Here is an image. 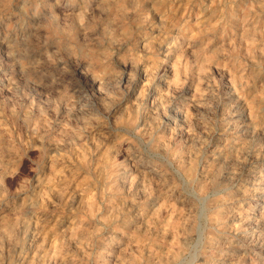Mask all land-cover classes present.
<instances>
[{"label": "rangeland", "instance_id": "374dc122", "mask_svg": "<svg viewBox=\"0 0 264 264\" xmlns=\"http://www.w3.org/2000/svg\"><path fill=\"white\" fill-rule=\"evenodd\" d=\"M0 3V264H264V0Z\"/></svg>", "mask_w": 264, "mask_h": 264}, {"label": "bare ground", "instance_id": "6f19581e", "mask_svg": "<svg viewBox=\"0 0 264 264\" xmlns=\"http://www.w3.org/2000/svg\"><path fill=\"white\" fill-rule=\"evenodd\" d=\"M6 1H7V0H6ZM54 1H55V0H54ZM80 1H81V0H80ZM114 1H115V0H114ZM140 1H141V0H140ZM146 1H147V0H146ZM102 2H103V1H102ZM116 2H117V1H116ZM122 2H124V1H122ZM193 2H194V1H193ZM7 3H8V2H7ZM80 3H81V2H80ZM114 3H115V2H114ZM138 3H140V2H138ZM0 4H1V3H0ZM103 4H104V3H103ZM111 4H112V3H111ZM123 4H124V3H123ZM132 4H134V3H132ZM132 4H131V5H132ZM99 5H101V4H99ZM105 5H106V4H105ZM109 5H110V4H109ZM120 5H121V4H120ZM134 5H135V4H134ZM138 5H139V4H138ZM140 5H141V3H140ZM156 5H157V4H156ZM191 5H192V4H191ZM106 6H107V5H106ZM5 7H6V6H5ZM107 7H108V6H107ZM136 7H137V5H136ZM3 8H4V7H3ZM92 8H95V7H92ZM97 8H98V7H97ZM100 8H101V7H100ZM103 8H105V7L103 6ZM119 8H120V7H119ZM132 8H133V7H132ZM112 9H113V8H112ZM85 10H86V8H85ZM88 10H89V9H88ZM124 10H125V9H124ZM124 10H123V11H124ZM129 10H130V9H129ZM135 10H136V9H135ZM155 10H156V9H155ZM2 11H3V10H2ZM61 11L64 12V9L61 10ZM69 11H70V10H69ZM97 11H98V10H97ZM106 11H108V10H106ZM119 11H120V10H119ZM121 11H122V10H121ZM133 11H134V10H133ZM67 12H68V11H67ZM75 12H77V11H75ZM75 12H74V13H75ZM91 12H92V10H91ZM95 12H96V11H95ZM95 12H94V13H95ZM109 12H110V11H109ZM117 12H118V11H117ZM162 12H163V11H162ZM68 13H69V12H68ZM71 13H72V12H71ZM81 13H82V12H81ZM85 13H86V11H85ZM96 13H97V12H96ZM120 13H121V12H120ZM131 13H132V12H131ZM131 13H130V15H131ZM163 13H165V12H163ZM163 13H161V14H163ZM66 14H67V13H65V15H66ZM86 14H87V13H86ZM75 15H76V14H75ZM82 15H83V14H82ZM80 16H81V15H80ZM115 16H116V15H115ZM163 16H164V15H163ZM49 17H50V16H49ZM64 17H65V16H64ZM64 17H63V18H64ZM70 17H71V16H70ZM83 17H85V16H83ZM83 17H82V18H83ZM86 17H88V15H87ZM86 17H85V18H86ZM65 18H67V17H65ZM121 18H122V17H121ZM44 19H45V17H44ZM72 19H73V18H72ZM110 19H111V18H110ZM112 19H113V18H112ZM112 19H111V20H112ZM122 19H123V18H122ZM82 20H83V19H82ZM122 21H123V20H122ZM78 22H79V21H78ZM52 23H53V22H52ZM52 23H51V24H52ZM74 23H75V21H74ZM81 23H82V22H81ZM109 23H110V22H109ZM117 23H118V22H117ZM124 23H125V22H124ZM124 23H122V24H124ZM56 24H57V23H56ZM56 24H55V25H56ZM59 24H60V23H59ZM63 24H64V23H63ZM84 24H85V23H84ZM171 24H172V23H171ZM77 25H78V24H77ZM80 25H81V24H80ZM117 26H119V25H117ZM49 27H50V26H49ZM65 27H66V26H65ZM65 27H64V28H65ZM39 28H40V27H39ZM66 28H67V27H66ZM79 28H80V27H79ZM158 28H159V25H158ZM173 28H174V27H173ZM173 28H172V29H173ZM204 28H205V27H204ZM212 28H213V27H212ZM45 29H47V28H45ZM60 29H62V28H60ZM106 29H107V28H106ZM202 29H203V28H202ZM40 30H41V29H40ZM40 30H39V31H40ZM67 30H68V29H67ZM100 30H101V29H100ZM102 30H105V29L103 28ZM108 30H109V29H108ZM154 30H156V29H154ZM167 30H168V28H167ZM58 31H59V30H58ZM62 31H63V30H62ZM82 31H83V30H82ZM151 31H152V30H151ZM54 32H55V31H54ZM64 32H66V31H64ZM86 32H87V31H86ZM104 32H105V31H104ZM163 32H164V31H163ZM67 33H68V32H67ZM102 33H103V32H102ZM106 33H107V32H106ZM191 33H192V32H191ZM65 34H66V33H65ZM65 34H64V35H65ZM85 34H86V33H85ZM159 34H160V33H159ZM189 34H190V32H189ZM29 35H30V34H29ZM33 35H34V34H33ZM67 35H68V34H67ZM142 36H143V35H142ZM25 37H26V36H25ZM158 37H159V36H158ZM23 38H24V37H23ZM57 38H58V37H57ZM60 38H61V37H60ZM60 38H59V39H60ZM68 38H69V37H68ZM144 38H145V37H144ZM146 38H147V37H146ZM163 38H164V37H163ZM188 38H189V37H188ZM24 39H25V38H24ZM31 39H32V38H31ZM154 39H155V38H154ZM165 39H166V37H165ZM189 39H191V38H189ZM195 39H196V38H195ZM21 40H22V39H21ZM152 40H153V37H152ZM157 40H159V39H157ZM22 41H23V40H22ZM27 41H28V40H27ZM23 42H24V41H23ZM57 42H58V41H57ZM142 42H143V41H142ZM192 42H193V41H192ZM16 43H17V42H16ZM155 43H156V42H155ZM4 44H5V43H4ZM24 45H25V44H24ZM159 46H160V44H159ZM165 46H166V45H165ZM169 46H170V45H169ZM190 46H191V45H190ZM64 47H65V46H64ZM166 47H167V46H166ZM212 47H213V46H212ZM219 47H220V46H219ZM68 48H69V47H68ZM150 48H151V47H150ZM152 48H153V47H152ZM152 48H151V49H152ZM156 48H157V47H156ZM159 48H160V47H159ZM161 48H162V47H161ZM167 48H168V47H167ZM177 48H178V47H177ZM180 48H181V47H180ZM168 49H169V48H168ZM184 49H185V48H184ZM216 49H217V48H216ZM64 50L66 51V49H64ZM68 50H69V49H68ZM68 50H67V51H68ZM178 50H179V49H178ZM185 50H186V49H185ZM67 51H66V52H67ZM155 51H156V50H155ZM158 51H159V50H158ZM162 51H163V50H162ZM169 51H170V50H169ZM163 53H166V52H163ZM175 53H176V52H175ZM197 53H198V52H197ZM94 54H95V53H94ZM188 54H189V53H188ZM92 55H93V54H92ZM95 55H96V54H95ZM128 55H129V54H128ZM128 55H127V56H128ZM130 55H131V54H130ZM165 55H166V54H165ZM182 55H184V54H182ZM182 55H181V56H182ZM199 55H200V54H199ZM167 56H168V55H167ZM129 57H130V56H129ZM162 57H163V56H162ZM182 57H183V56H182ZM87 58H88V57H87ZM93 58H94V57H93ZM160 58H161V57H160ZM165 58H166V56H165ZM168 58H169V57H168ZM178 58H179V57H178ZM91 59H92V57H91ZM133 59H134V58H133ZM145 59H146V58H145ZM171 59H172V58H171ZM88 60H89V59H88ZM162 60H163V59H162ZM165 60H166V59H165ZM131 61H132V60H131ZM146 61H147V60H146ZM166 61H167V60H166ZM132 62H133V61H132ZM159 62H160V61H159ZM159 62H158V63H159ZM161 62H162V61H161ZM87 63H88V62H87ZM96 63H97V62H96ZM98 64H99V63H98ZM148 64H149V63H148ZM17 65H18V64H17ZM21 65H22V64H21ZM154 65H155V64H154ZM156 65H157V64H156ZM156 65H155V66H156ZM161 65H162V64H161ZM36 66H37V65H36ZM102 66H103V65H102ZM158 66H159V65H158ZM168 66H169V65H168ZM198 66H199V65H198ZM56 67H57V66H56ZM100 67H101V66H100ZM153 67H154V66H153ZM163 67H164V66H163ZM176 67H177V66H176ZM11 68H13V66H12ZM17 68H18V67H17ZM37 68H38V66H37L35 69H37ZM83 68H84V67H83ZM165 68H166V67H165ZM14 69H15V68H14ZM39 69H40V68H39ZM51 69H52V67H51ZM176 69H177V68H176ZM32 70H33V69H32ZM152 70H153V69H152ZM163 70H164V69H163ZM168 70H169V69H168ZM24 71H25V70H24ZM37 71H38V70H37ZM61 71H62V70H61ZM84 71H85V70H84ZM156 71H157V70H156ZM161 71H162V70H161ZM161 71H159V72H161ZM169 71H171V70H169ZM169 71H168V72H169ZM14 72H15V71H14ZM22 72H23V71H22ZM30 72H31V71H30ZM63 72H64V71H63ZM87 72H88V71H87ZM166 72H167V71H166ZM175 72H177V71H175ZM82 73H83V72H82ZM166 74H167V73H166ZM2 75H3V74H2ZM21 75H22V74H21ZM163 75H164V74H163ZM168 75H169V74H168ZM170 75H171V74H170ZM0 76H1V74H0ZM3 76H4V75H3ZM6 76H7V75H6ZM58 76H59V75H58ZM62 76H63V75H62ZM155 76H156V75H155ZM19 77H20V76H19ZM23 77H24V76H23ZM63 77H64V76H63ZM63 77H62V78H63ZM65 77H66V76H65ZM92 77H93V76H92ZM95 77L97 78V75H96ZM95 77H94V78H95ZM2 79H3V78H2ZM15 79H16V78H15ZM91 79H92V78H91ZM0 80H1V79H0ZM59 80H60V77H59ZM126 80H127V79H126ZM128 80H129V79H128ZM160 80H161V78H160ZM163 80H165V79H163ZM167 80H168V79H167ZM167 80H166V81H167ZM9 81H10V80H9ZM13 81H14V80H13ZM91 81H92V80H91ZM98 81H99V80H98ZM0 82H1V81H0ZM2 82H3V81H2ZM5 82H6V81H5ZM11 82H12V80H11ZM92 82H93V81H92ZM104 82H105V81H104ZM123 82H124V81H123ZM74 83H76V82H74ZM93 83H94V82H93ZM93 83H92V84H93ZM107 83H108V82H107ZM155 83H156V82H155ZM173 83H174V82H173ZM72 84H73V83H72ZM92 84H91V85H92ZM170 84H171V83H170ZM174 85H175V84H174ZM8 86H9V85H8ZM8 86H7V87H8ZM12 86H14V85H12ZM71 86H72V85H71ZM94 86H95V85H94ZM155 86H156V84H155ZM10 88H12V87H10ZM15 88H16V87H15ZM78 88H79V87H78ZM93 88H94V87H93ZM126 88H127V87H126ZM5 89H6V87H5ZM129 89H130V88H129ZM136 89H137V88H136ZM150 89H151V88H150ZM154 89H155V88H154ZM157 89H158V88H157ZM176 89H177V88H176ZM16 90H17V89H16ZM165 90H166V89H165ZM6 91H7V90H6ZM73 91H74V90H73ZM95 91H96V90H95ZM98 91H99V90H98ZM171 91H172V90H171ZM9 92H10V91H9ZM13 92H14V91H13ZM77 92H78V91H77ZM136 92H137V91H136ZM11 93H12V92H11ZM68 93H69V92H68ZM71 93H72V92H71ZM149 93H150V92H149ZM0 94H1V93H0ZM4 94H5V92H4ZM127 94H128V93H127ZM150 94H151V93H150ZM7 95H8V94H7ZM148 95H149V94H148ZM3 96H4V95H3ZM134 96H135V95H134ZM6 97H7V96H6ZM10 97H11V96H10ZM78 97H79V96H78ZM78 97H77V98H78ZM128 97H129V96H128ZM74 98H75V97H74ZM80 98H81V97H80ZM72 99H73V98H72ZM130 99H131V98H130ZM193 99H194V98H193ZM4 100H5V99H4ZM194 100H195V99H194ZM196 100H198V99H196ZM6 101H8V100H6ZM77 101H78V100H77ZM81 101H82V100H81ZM129 101H130V100H129ZM158 101H159V100H158ZM125 102H126V101H125ZM173 102H174V101H173ZM0 103H1V102H0ZM4 103H5V102H4ZM6 103H7V102H6ZM153 103H154V102H153ZM156 103H157V102H156ZM2 104H3V103H2ZM2 104H1V105H2ZM78 104H79V103H78ZM117 104H118V103H117ZM149 104H150V102H149ZM200 104H201V103H200ZM81 105H83V104H81ZM87 105H88V104H87ZM127 105H128V104H127ZM157 105H158V104H157ZM118 106H119V105H118ZM129 106H130V105H129ZM150 106H151V105H150ZM153 106H154V105H153ZM195 106H196V105H195ZM78 107H80V106H78ZM78 107L76 108V110H78ZM82 107H83V106H82ZM159 107H160V106H159ZM159 107H158V108H159ZM164 107H165V106H164ZM122 108H123V107H122ZM82 109H83V108H82ZM82 109H81V110H82ZM84 109H85V108H84ZM88 109H89V108H87V110H88ZM90 109H91V108H90ZM119 109H120V108H119ZM156 109H157V108H156ZM87 110H86V111H87ZM9 111H10V110H9ZM86 111H84V112H86ZM91 111H92V110H91ZM80 112H81V111H80ZM87 113H88V112H87ZM91 113H92V112H91ZM91 113H90V114H91ZM0 114H1V113H0ZM93 114H94V113H93ZM93 114H92V115H93ZM2 115H4V114H2ZM3 117H4V116H3ZM12 117H13V116H12ZM89 117H90V116H89ZM89 117L87 116V118H89ZM84 118H85V117H84ZM87 118H85V119H87ZM0 119H1V118H0ZM3 120H4V119H3ZM3 120H2V121H3ZM5 120H6V117H5ZM96 121H97V120H96ZM96 121H95V122H96ZM98 121H100V120H98ZM4 122H5V121H4ZM93 122H94V121H93ZM0 123H2V122L0 121ZM2 125L4 126V124H2ZM5 125H6V123H5ZM94 125H95V124H94ZM104 127H105V126H104ZM231 127H232V126H231ZM2 128H3V127H2ZM232 128H233V127H232ZM89 130H90V129H89ZM91 130H93V129H91ZM101 130H102V129H101ZM102 131H103V130H102ZM2 132H3V131H2ZM41 132H42V131H41ZM41 132H40V133H41ZM88 132H89V131H88ZM114 133H115V132H114ZM95 134H96V133H95ZM99 134H100V133H99ZM112 134H113V133H112ZM112 134H111V136H112ZM116 134H117V133H116ZM2 135H4V134H2ZM5 135H6V134H5ZM108 136H109V135H108ZM115 136H116V135H115ZM43 137H44V136H43ZM95 137H96V136H95ZM112 137H113V136H112ZM120 137H121V136H120ZM3 138H4V137H3ZM105 139H106V138H105ZM112 139H113V138H112ZM8 140H9V139H8ZM107 140H108V139H107ZM5 141H7V140H5ZM50 142H51V141H50ZM116 142H117V141H116ZM56 143H57V142H56ZM3 144H4V143H3ZM11 144H12V143H11ZM55 145H56V144H54V146H55ZM112 145H113V144H112ZM243 146H244V145H243ZM0 148H3V149H4L5 147H0ZM9 148H10V147H9ZM13 148H14V147H13ZM5 149H6V148H5ZM130 149H131V148H130ZM0 150H1V149H0ZM16 150H17V149H16ZM132 150H133V149H132ZM132 150H131V151H132ZM9 151H11V150L9 149ZM213 151H214V150H213ZM213 151H212V152H213ZM216 151H218V150H216ZM220 151H221V150H220ZM228 151H229V150H228ZM7 152H8V151H7ZM222 152H223V151H222ZM5 153H6V152H5ZM13 153H15V152H13ZM13 153H12V154H13ZM18 153H19V152H18ZM226 153H227V151H226ZM226 153H224V154H226ZM230 153H231V152H230ZM230 153H229V154H230ZM12 154H11V155H12ZM231 154H233V153H231ZM263 154H264V153H263ZM13 155H14V154H13ZM19 155H20V154H19ZM19 155H17V156H19ZM221 155H222V154H221ZM1 156H2V155H1ZM10 157H11V156H10ZM259 157H260V156H259ZM262 157H263V156H262ZM0 158H1V157H0ZM135 158H136V157H135ZM135 158H134V159H135ZM139 158H140V157H139ZM212 158H213V157H212ZM141 159H142V157H141ZM213 159H214V158H213ZM222 159H223V158H222ZM229 159H230V158H229ZM255 159H256V158H255ZM257 159H258V157H257ZM223 160H224V159H223ZM225 160H226V159H225ZM15 161H16V160H15ZM19 161H20V160H19ZM137 161H139V160H137ZM12 162H13V160H12ZM230 162H231V161H230ZM258 162H259V161H258ZM15 163H16V162H15ZM61 163H62V161H61ZM222 163H223V162H222ZM259 163H260V162H259ZM64 164H65V163H64ZM215 164H216V163H215ZM223 164H224V163H223ZM0 165H1V164H0ZM5 165H6V164H5ZM62 165H63V164H62ZM123 165H124V164H123ZM143 165H144V164H143ZM148 165H149V164H148ZM217 165H218V164H217ZM217 165H216V166H217ZM220 165H221V164H220ZM228 165H229V164H228ZM153 166H154V165H153ZM204 166H205V165H204ZM62 167H63V166H62ZM67 167H68V166H67ZM138 167H139V166H138ZM205 167H206V166H205ZM0 168H1V167H0ZM5 168H6V167H5ZM15 168H17V166H16ZM28 168H29V167H28ZM128 168H129V167H128ZM128 168H127V169H128ZM69 169H70V168H69ZM149 169H150V168H149ZM153 169H154V168H153ZM156 169H157V168H156ZM205 169H206V168H205ZM212 169H213V168H212ZM217 169H218V168H217ZM222 169H224V168L222 167ZM227 169H228V168H227ZM54 170H55V169H54ZM62 170H63V169H62ZM248 170H249V169H248ZM119 171H120V170H119ZM121 171H123V170H121ZM127 171H128V170H127ZM147 171H148V169H147ZM153 171H154V170H153ZM155 171H156V170H155ZM213 171H215V170H213ZM213 171H212V172H213ZM62 172H63V171H62ZM71 172H72V171H71ZM128 172H129V171H128ZM148 172H149V171H148ZM210 172H211V171H210ZM215 172H216V171H215ZM3 173H4V172H3ZM5 173H6V172H5ZM80 173H81V172H80ZM118 173H119V172H118ZM120 173H122V172H120ZM160 173H161V172H160ZM208 173H209V172H208ZM208 173H207V174H208ZM72 174H73V173H72ZM75 174H76V173H75ZM75 174H74V175H75ZM151 174H152V173H151ZM154 174H155V173H154ZM261 174H262V172H261ZM261 174H260V175H261ZM4 175H5V174H4ZM58 175H59V174H58ZM60 175H61V174H60ZM77 175H78V174H77ZM77 175H76V178H77ZM117 175H118V174H117ZM120 175H121V174H120ZM125 175H126V174H125ZM158 175H159V174H158ZM215 175H217V174H215ZM260 175H259V176H260ZM124 177H125V176H124ZM154 177H155V176H154ZM158 177H160V176H158ZM158 177H157V178H158ZM201 177H202V176H201ZM206 177H207V176H206ZM219 177H220V176H219ZM5 178H6V177H5ZM126 178H127V177H126ZM20 179H21V177L19 178V180H20ZM41 179H42V178H41ZM127 179H128V178H127ZM215 179H216V178H215ZM0 180H1V179H0ZM4 180H5V179H4ZM148 180H149V179H148ZM158 180H159V179H158ZM201 180H203V179H201ZM204 180H205V179H204ZM209 180H210V179H209ZM261 180H262V179H261ZM21 181H22V180H21ZM35 181H36V180H35ZM66 181H67V180H66ZM163 181H164V180H163ZM211 181H213V180H211ZM211 181H210V182H211ZM218 181H219V180H218ZM257 181H258V180H257ZM0 182H1V181H0ZM18 182H19V181H18ZM39 183H40V182H39ZM84 183H85V182H84ZM86 183H87V182H86ZM211 183H212V182H211ZM59 184H60V183H59ZM81 184H82V183H81ZM0 185H1V184H0ZM18 185H19V184H18ZM20 185L22 186V184H20ZM54 185H55V184H54ZM71 185H72V184H71ZM66 186H67V185H66ZM77 186H78V185H77ZM87 186H88V185H87ZM162 186H163V185H162ZM169 186H170V185H169ZM171 186H172V185H171ZM215 186H216V185H215ZM0 187H2V186H0ZM40 187H41V186H40ZM49 187H50V186H49ZM72 187H73V186H72ZM88 187H89V186H88ZM9 188H10V187H9ZM21 188H22V187H21ZM64 188H65V186H64ZM64 188H63V189H64ZM167 188H168V187H167ZM11 189H12V188H11ZM41 189H42V187H41ZM41 189H40V191H41ZM50 189H51V188H50ZM70 189H71V188H70ZM139 189H140V188H139ZM38 190H39V189H38ZM52 190H53V189H52ZM65 190H66V189H65ZM171 190H172V189H171ZM178 190H179V189H178ZM9 191H10V190H9ZM133 191H134V190H133ZM164 191H165V190H164ZM168 191H169V190H168ZM35 192H36V191H35ZM178 192H179V191H178ZM1 193H2V192H1ZM18 193H19V192H18ZM44 193H45V192H44ZM47 193H48V192H47ZM52 193H53V191H52ZM69 193H70V192H69ZM73 193H74V192H73ZM83 193H84V192H83ZM169 193H170V192H169ZM48 194H49V193H48ZM55 194H56V193H55ZM5 195H6V193H5ZM7 195H8V194H7ZM41 195H42V194H41ZM61 195H62V194H61ZM1 196H2V195H1ZM1 196H0V197H1ZM3 196H4V195H3ZM16 196H17V195H16ZM26 196H27V195H26ZM51 196H52V195H51ZM54 196H55V195H53V197H54ZM57 196H58V194H57ZM27 197H28V196H27ZM176 197H177V196H176ZM49 198H52V197H49ZM152 198H154V197H152ZM174 198H175V197H174ZM185 198H186V197H185ZM10 199H11V198H10ZM12 199H13V198H12ZM35 199H36V198H35ZM35 199H34V200H35ZM59 199H60V198H59ZM59 199H58V200H59ZM65 199H66V198H65ZM68 199H69V198H68ZM180 199H181V198H180ZM2 200H4V199L2 198ZM20 200H21V199H20ZM26 200H27V199H26ZM49 200H50V199H49ZM52 200H53V199H52ZM55 200H56V199H55ZM148 200H149V199H148ZM15 201H16V200H15ZM23 201H24V200H23ZM35 201H36V200H35ZM82 201H83V200H82ZM180 201H181V200H180ZM19 202H20V201H19ZM30 202H31V201H30ZM52 202H53V201H52ZM52 202H51V203H52ZM54 202H55V201H54ZM190 202H191V201H190ZM192 202H193V201H192ZM32 203H33V202H32ZM38 203H39V202H38ZM40 203H41V202H40ZM55 203H56V202H55ZM71 203H72V202H71ZM128 203H129V202H128ZM0 204H1V203H0ZM25 204H26V203H25ZM25 204H24V205H25ZM49 204H50V203H49ZM20 205H21V203H20ZM152 205H153V204H152ZM17 206H18V205H17ZM52 206H53V205H52ZM7 207H8V206H7ZM18 207H20V206H18ZM22 207H23V206H22ZM36 207H37V205H36ZM53 207H54V206H53ZM59 207H60V206H59ZM65 207H66V206H65ZM193 207H194V206H193ZM9 208H10V207H9ZM71 208H72V207H71ZM149 208H150V207H149ZM3 209H4V208H3ZM15 209H16V208H15ZM24 209H25V208H24ZM49 209H50V208H49ZM122 209H124V208H122ZM151 209H152V208H151ZM21 210H22V209H21ZM29 210H30V209H29ZM31 210H33V207H32ZM22 211H23V210H22ZM55 211H56V210H55ZM149 211H150V210H149ZM31 212H32V211H31ZM42 212H43V211H42ZM44 212H45V211H44ZM9 213H10V212H9ZM29 213H30V211H29ZM40 213H41V212H40ZM40 213H39V214H40ZM50 213H51V212H50ZM53 213H54V212H53ZM123 213H124V212H123ZM141 214H142V213H141ZM32 215H33V214H32ZM42 215H45V216H46L47 214H42ZM62 215H65V214H62ZM78 215H79V214H78ZM143 215H144V214H143ZM5 216H6V215H5ZM5 216H4V217H5ZM45 216H44V217H45ZM68 216H69V215H68ZM76 216H77V214H76ZM138 216H139V215H138ZM147 216H148V215H147ZM36 217H37V216H36ZM42 217H43V216H42ZM49 217H50V216H49ZM59 217H60V216H59ZM139 217H140V216H139ZM139 217H138V218H139ZM144 217H146V216H144ZM245 217H246V216H245ZM63 218H64V217H63ZM72 218H73V217H72ZM72 218H71V219H72ZM82 218H83V217H82ZM127 218H128V217H127ZM133 218H134V217H133ZM141 218H142V217H141ZM246 218H247V217H246ZM248 218H250V217H248ZM4 219H5V218H4ZM9 219H10V218H9ZM31 219H32V218H31ZM73 219H74V218H73ZM142 219H144V218H142ZM261 219H263V218H261ZM12 220H13V219H12ZM23 220H24V219H23ZM63 220H64V219H63ZM80 220H82V219H80ZM259 220H260V219H259ZM51 221H52V220H51ZM55 221H56V218H55ZM66 221H67V220H66ZM130 221H131V220H130ZM11 222H12V221H11ZM11 222H9V223H11ZM22 222H23V221H22ZM31 222H32V221H31ZM34 222H35V221H34ZM42 222H43V221H42ZM42 222H41V223H42ZM45 222H46V221H45ZM57 222H58V221H57ZM64 222H65V221H64ZM68 222H69V221H68ZM71 222H72V221H71ZM127 222H128V221H127ZM252 222H253V221H252ZM12 223H13V222H12ZM12 223H11V224H12ZM20 223H21V222H20ZM41 223H40V224H41ZM52 223H53V221H52ZM73 223H74V221H73ZM84 223H85V222H84ZM250 223H251V222H250ZM25 224H26V222H25ZM61 224H62V222H61ZM8 225H9V224H8ZM19 225H20V224H19ZM32 225H33V224H32ZM58 225H59V224H58ZM67 225H68V224H67ZM16 226H17V225H16ZM51 226H52V225H51ZM59 226H60V225H59ZM131 226H132V225H131ZM27 227H28V226H27ZM32 227H33V226H32ZM32 227H31V228H32ZM46 227H47V226H46ZM15 228H16V227H15ZM29 228H30V227H29ZM36 228H37V227H36ZM48 228H50V227H48ZM53 228H54V227H53ZM62 228H63V227H62ZM66 228H67V227H66ZM59 229H60V228H59ZM63 229H64V228H63ZM72 229H73V227H72ZM74 229H75V228H74ZM21 231H22V230H21ZM51 231H53V230H51ZM63 231H64V230H63ZM75 231H76V230H75ZM14 232H15V231H14ZM17 232H18V231H17ZM17 232H16V234H17ZM68 232H69V231H68ZM71 232H73V231H71ZM12 233H13V230H9V229H7V227H6V225H5V222H4L3 220L0 219V242H1L2 240L5 239V240H7V241H8V240H11L12 243H13L15 240L12 239V236H11ZM21 233H22V232H21ZM24 233H25V232H24ZM24 233H23V234H24ZM34 233H35V232H34ZM73 233H75V232H73ZM76 233H77V232H76ZM79 233H80V232H79ZM56 234H57V233H56ZM68 234H69V233H68ZM18 235H19V234H17V236H18ZM35 235H36V233H35ZM42 235H43V234H42ZM63 235H64V234H63ZM65 235H67V234H65ZM65 235H64V236H65ZM74 235H75V234H74ZM74 235H73V236H74ZM78 235L80 236V234H78ZM15 236H16V235H15ZM31 236H32V235H31ZM52 236H54V235L52 234ZM47 237H48V236H47ZM80 237L82 238V236H80ZM16 238H17V237H16ZM25 238H26V237H25ZM35 238H36V237H35ZM41 238H42V237H41ZM33 239H34V238H33ZM17 240H18V239H17ZM22 240H23V239H22ZM28 240H29V239H28ZM30 240H31V239H30ZM48 240H49V239H48ZM61 240H62V238H61ZM65 240H66V239H65ZM70 240H72V239H70ZM75 240H76V239H75ZM78 240H79V239H78ZM7 241H5V243H7ZM32 241H33V240H32ZM39 241H40V240H39ZM53 241H54V240H53ZM2 242H4V241H2ZM2 242H1V243H2ZM33 242H34V241H33ZM62 242H63V241H62ZM71 242H72V241H71ZM77 242H78V241H77ZM77 242H76V243H77ZM92 242H93V240H92ZM9 243H10V242H9ZM30 243H31V241H30ZM45 243H46V242H45ZM15 244H16V243H15ZM22 244H23V243H22ZM25 244H26V242H25ZM28 244H29V243H28ZM41 244H42V243H41ZM46 244H47V243H46ZM51 244H53V242H52ZM65 244H66V241H65ZM108 244H109V243H108ZM1 245H2V244H1ZM3 245H4V244H3ZM7 245H8V244H7ZM9 245L11 246V244H9ZM30 245H31V244H30ZM55 245H56V244H55ZM62 245H63V244H62ZM67 245H68V244H67ZM71 245H72V244H71ZM111 245H112V244H111ZM14 246H15V245H14ZM19 246H21V245H19ZM27 246H29V245H27ZM59 246H60V245H59ZM173 246H174V245H173ZM25 247H26V245H25ZM33 247H34V245H33ZM33 247H32V248H33ZM40 247H41V246H40ZM44 247H45V246H44ZM44 247H43V248H44ZM47 247H49V246H47ZM47 247H46V248H47ZM56 247H57V246H56ZM60 247H61V246H60ZM175 247H176V245H175ZM2 248H3V247H2ZM14 248H15V247H14ZM18 248H19V247H18ZM34 248H35V247H34ZM65 248H66V247H65ZM4 249H5V248H4ZM10 249H11V248H9V250H10ZM36 249H37V248H36ZM38 249H39V248H38ZM53 249H54V248H53ZM104 249H105V248H104ZM104 249H103V250H104ZM14 250H15V249H14ZM14 250H13V251H14ZM23 250H24V249H23ZM48 251H49V250H48ZM54 251H55V250H54ZM56 251H57V250H56ZM209 251H210V250H209ZM212 251H213V250H212ZM3 252H4V250H3ZM40 252H42V251H40ZM5 253H6V252H5ZM22 253H23V252H22ZM24 253H25V252H24ZM52 253H53V252H52ZM11 254H12V253H11ZM25 254H26V253H25ZM28 254H29V253H28ZM44 255H45V254H44ZM49 255H50V254H49ZM51 255H52V254H51ZM19 256H20V255H19ZM19 256H18V257H19ZM31 256H32V255H31ZM23 257H24V256H23ZM28 257H29V256H28ZM48 257H49V256H48ZM48 257H47V259H48ZM68 257H69V256H68ZM3 258H4V257H3ZM42 258H43V257H42ZM69 258H70V257H69ZM0 259H1V258H0ZM4 259H5V258H4ZM13 259H14V258H13ZM49 259L52 261L51 257H50ZM71 259H72V258H71ZM19 260H20V259H19ZM22 260H23V259H22ZM26 260H28V258H27ZM44 260H45V259H44ZM3 261H4V260H3ZM15 261H16V260H15ZM40 261H41V260H40ZM70 261H71V260H70ZM46 262H48V261H46ZM46 262H45V264H46ZM0 263H1V262H0ZM3 263H4V262H3ZM6 263H7V262H6ZM11 263H12V262H11ZM21 263H22V262H21ZM29 263H30V262H29ZM42 263H43V262H42ZM42 263H41V264H42ZM72 263H73V262H72ZM17 264H18V263H17ZM24 264H25V263H24ZM32 264H33V263H32ZM48 264H49V262H48ZM65 264H66V263H65Z\"/></svg>", "mask_w": 264, "mask_h": 264}]
</instances>
